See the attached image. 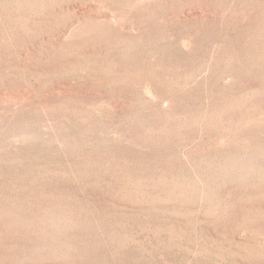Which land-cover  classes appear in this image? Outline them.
<instances>
[{
	"label": "rangeland",
	"instance_id": "374dc122",
	"mask_svg": "<svg viewBox=\"0 0 264 264\" xmlns=\"http://www.w3.org/2000/svg\"><path fill=\"white\" fill-rule=\"evenodd\" d=\"M0 264H264V0H0Z\"/></svg>",
	"mask_w": 264,
	"mask_h": 264
}]
</instances>
